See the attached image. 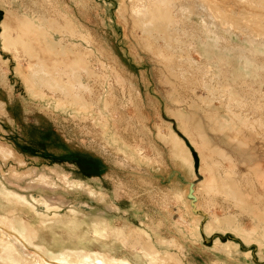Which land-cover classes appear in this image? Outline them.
<instances>
[{
  "label": "rangeland",
  "instance_id": "rangeland-1",
  "mask_svg": "<svg viewBox=\"0 0 264 264\" xmlns=\"http://www.w3.org/2000/svg\"><path fill=\"white\" fill-rule=\"evenodd\" d=\"M235 1L226 10L238 28L219 31L216 44L247 54L253 45L259 70L251 74L230 52L234 68L223 66L205 86L199 66L216 73L215 56L193 51L194 67L178 58L182 65L171 67L166 50L177 37L187 44L189 32L203 43L198 16L193 31L163 25L146 33L130 0H0V216L10 227L26 216L45 223L42 248L52 257L111 246L131 264H151L147 252L160 264H222L215 253L233 250L264 264L257 227L264 221V0L255 10ZM37 65L63 90L30 83ZM215 116L234 127L208 121ZM57 213L60 222L52 220ZM234 217L244 232L219 225ZM183 219L189 240L180 250L174 228ZM13 242L35 255L34 243Z\"/></svg>",
  "mask_w": 264,
  "mask_h": 264
},
{
  "label": "bare ground",
  "instance_id": "bare-ground-1",
  "mask_svg": "<svg viewBox=\"0 0 264 264\" xmlns=\"http://www.w3.org/2000/svg\"><path fill=\"white\" fill-rule=\"evenodd\" d=\"M130 1L132 5V7H130V9H132V17L137 19L139 27L143 28L144 32L146 33H151V31H155L156 27L159 28V27H162L163 25L165 27H168L170 31H173V30L174 31H193L192 26L195 25V21L193 20V17L194 16L199 17L197 20L198 22L196 21V24L197 26L202 28L200 29V31L202 32L204 31L205 33L206 38H204L203 43L200 44L199 41L196 39L195 34L193 32L192 33L189 32L190 38L187 44L183 46L181 44L182 40L177 37L173 45H170L171 43H168L166 45V50L172 53L171 54L172 61L170 62L171 67H172V64L173 65L175 64L177 58L180 61H182L181 63L186 62L189 64V66L194 67L197 64V62H195V60L191 57L189 52H193V51L199 52L203 57L207 59H209L208 57L210 55L215 56L213 57V61L218 63V66L216 67V71H217L216 73L213 72V70L215 69V67L213 66H205V67L199 66V68L202 71H204L203 84L205 86L207 85L208 80L213 78L212 76L213 74H216V77H217V76H220V74L225 73L223 66L228 65L229 67H232V69L234 68L231 62V59H229L227 55V53H230V52H234L233 58L240 57L244 60V65L251 69V74H255L256 72H258L259 70L258 65H257L258 61L255 59V56L259 53V50L256 47L252 45L249 49L251 54H247L246 53L247 50H245V48H241V51L239 52L238 49L240 47L234 45L233 43H231L230 45L229 44H226V45L216 44L218 40L220 39L219 31L221 30L235 31L238 28V26L236 25L234 21H232V23H229V20H232L230 18V15L228 14L229 12H227L226 10V5L229 2V0H219L222 6H224L225 8V9L223 8L224 11L222 9V6H220L221 4H218V3L213 4L211 3L212 0H203L202 1L203 5L200 7L195 6V3H197L195 2L196 0L195 1L194 0H130ZM254 2H256V0H246L245 3L238 2L240 4L237 7L255 10V7H253ZM204 4L207 5V7L205 8L206 10L202 9L203 7H205ZM120 14L123 15V12L121 13L120 11ZM252 15H255V14H252ZM209 16L211 17V19H209ZM217 17H220L221 19L217 20ZM249 17L251 18L250 15ZM251 19L254 20L253 17ZM209 23L216 26L217 29L210 28V26L208 25ZM254 23L255 25L258 24L257 22H254ZM256 31H259V30H256ZM5 39H7V37ZM261 42L262 41H258L259 44H261ZM218 47L220 48V53L218 52V55H217L215 48H218ZM181 51L185 52L186 55L185 54L178 55L179 52ZM179 63L176 62L177 65ZM179 65H182V64H179ZM37 66L38 67L34 68L28 74L30 83L34 84L35 86H39V87L48 86L51 88L59 89L60 91L63 90V88L59 86L60 83L57 80H55L56 82H53V78L49 75V73L44 67L39 66V65ZM240 74H243V72L240 71L236 73V76L239 77ZM55 83H58L59 85H56ZM233 114L235 115L234 112ZM208 121L215 123L218 127L222 129H230L234 127L233 119H232V122H230L229 120H225V119L220 120L218 119L217 116H215V118H212ZM182 123L185 125L186 120H183ZM7 150L11 152V154L14 156L13 150H9V149ZM7 150L5 151L1 150V152L6 154ZM7 157H10V156L7 154ZM232 195L233 193L231 194V196ZM240 209L242 211H246L249 214H252L250 209L244 205H241ZM42 214L44 215V213ZM6 216L7 214L0 216V264H86V263H90V264H131L130 262L132 261L131 256L127 255L126 258H122L120 257V255H118L114 251L115 249L111 246H109L108 248L107 247L103 248L105 252H100V253H91V252L82 253L81 251L65 250V251H61L60 253H58L55 257L47 256V253L44 252L42 248L43 238L41 237L42 229L45 226V223H43L41 226H37L36 224H34L33 221H30L32 220L31 218L26 216L27 218H25L24 223L23 224L20 223V225L22 226L10 227L9 224L12 223V221ZM58 216L59 214L58 215L55 214L52 220L55 222H60L63 218L61 219L57 218ZM219 225H221V227L223 226L230 227L235 232H240V231L244 232L243 230H245L242 226H240V222L238 223V217H234L233 219L231 218L221 219L219 221ZM185 227H186L185 219H183V221L174 228L176 233L179 234V238H178L179 241H177V244H174V245L180 250L182 248V245L184 247L187 244L186 240H189L183 234ZM257 227H258V231L261 233L260 247L262 248L264 246V221L257 223ZM21 229H23V231ZM200 229H201V226L199 224L197 225V231L200 232ZM88 233H89L88 236L96 237L95 232L88 231ZM253 233H255L253 230H249L247 235H244L245 236L244 239H247L248 244L254 241L252 239ZM28 237L29 238L32 237V240H33L32 243L35 244V248H33L35 255L31 257L23 255L19 247L15 245V243L13 242V241H17L22 246L26 248H30L29 245L32 243H30L29 240L27 241ZM218 241H221V239H219ZM216 248H219V246H217ZM145 255L148 258L149 262H151V264H160V263H157L160 259L158 256H154L150 252L145 253ZM215 257L219 259L222 264H249L247 262V259H239L237 255L234 254L233 250H229L228 252L226 251V253L222 256H219L218 254L216 255L215 253ZM180 264H186V263L181 262Z\"/></svg>",
  "mask_w": 264,
  "mask_h": 264
},
{
  "label": "water",
  "instance_id": "water-1",
  "mask_svg": "<svg viewBox=\"0 0 264 264\" xmlns=\"http://www.w3.org/2000/svg\"><path fill=\"white\" fill-rule=\"evenodd\" d=\"M194 182H191L190 183V187H189V193H188V197L190 198V199H192V201H193V203H194V201H195V199H196V197H195V195H194V193H193V191H194Z\"/></svg>",
  "mask_w": 264,
  "mask_h": 264
}]
</instances>
